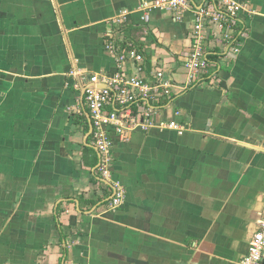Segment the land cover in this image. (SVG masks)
Segmentation results:
<instances>
[{
    "label": "crops",
    "instance_id": "crops-1",
    "mask_svg": "<svg viewBox=\"0 0 264 264\" xmlns=\"http://www.w3.org/2000/svg\"><path fill=\"white\" fill-rule=\"evenodd\" d=\"M154 1L0 0V264H239L248 254L264 211V0H234L247 27L238 51L190 88L180 62L191 25ZM123 11L120 40L140 41L149 70L174 76L167 118L186 130L115 142L104 180L85 88L69 74L117 71L105 46Z\"/></svg>",
    "mask_w": 264,
    "mask_h": 264
},
{
    "label": "built area",
    "instance_id": "built-area-1",
    "mask_svg": "<svg viewBox=\"0 0 264 264\" xmlns=\"http://www.w3.org/2000/svg\"><path fill=\"white\" fill-rule=\"evenodd\" d=\"M153 8L170 11L178 22L191 25V45L180 62L189 88L200 78L211 75L214 72L210 71L211 66L217 70L221 58L236 53L245 36L247 27L240 16L243 7L234 0H155ZM148 9L146 6L139 8L145 14ZM129 14V11H123L112 19L107 35L105 49L115 58L117 71L91 75L73 70L69 74L79 79L76 89L85 88L94 145L100 157L98 170L104 180L110 175L115 142H128L135 133H148L153 128L171 129L180 134L186 130L182 122L167 118L178 95L174 76L165 67L152 63L154 69L149 70V61L140 41L125 42L123 36L120 40L121 29L127 24ZM128 64L132 65L131 72L127 69ZM218 72H214V78ZM172 112L181 116L179 110ZM113 191L115 195L110 206L118 208L123 192L116 187ZM258 225L248 254L239 264L263 262L264 211Z\"/></svg>",
    "mask_w": 264,
    "mask_h": 264
},
{
    "label": "rangeland",
    "instance_id": "rangeland-1",
    "mask_svg": "<svg viewBox=\"0 0 264 264\" xmlns=\"http://www.w3.org/2000/svg\"><path fill=\"white\" fill-rule=\"evenodd\" d=\"M220 60H221L220 62L223 64L225 59L224 58H221Z\"/></svg>",
    "mask_w": 264,
    "mask_h": 264
},
{
    "label": "trees",
    "instance_id": "trees-1",
    "mask_svg": "<svg viewBox=\"0 0 264 264\" xmlns=\"http://www.w3.org/2000/svg\"><path fill=\"white\" fill-rule=\"evenodd\" d=\"M128 30H132V31H133V30H135V28H134V29H133V28H131V29H128ZM131 40L133 41V40H135V39L131 38Z\"/></svg>",
    "mask_w": 264,
    "mask_h": 264
},
{
    "label": "water",
    "instance_id": "water-1",
    "mask_svg": "<svg viewBox=\"0 0 264 264\" xmlns=\"http://www.w3.org/2000/svg\"><path fill=\"white\" fill-rule=\"evenodd\" d=\"M90 122H91V119H90ZM91 131H93V127H92V125H91Z\"/></svg>",
    "mask_w": 264,
    "mask_h": 264
}]
</instances>
